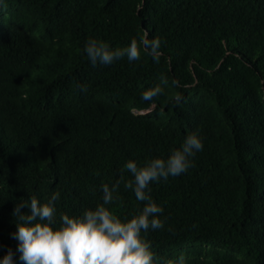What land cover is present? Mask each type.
<instances>
[{
    "label": "trees",
    "instance_id": "1",
    "mask_svg": "<svg viewBox=\"0 0 264 264\" xmlns=\"http://www.w3.org/2000/svg\"><path fill=\"white\" fill-rule=\"evenodd\" d=\"M0 10V256L15 202L59 192L58 212L100 203L133 213L127 160L166 157L194 132L203 149L150 185L164 212L153 251L187 264H264V0H6ZM161 41L159 61L143 39ZM88 38L140 59L93 67ZM164 81H167L165 84ZM160 85L163 95L141 99ZM27 211V209H22Z\"/></svg>",
    "mask_w": 264,
    "mask_h": 264
},
{
    "label": "clouds",
    "instance_id": "2",
    "mask_svg": "<svg viewBox=\"0 0 264 264\" xmlns=\"http://www.w3.org/2000/svg\"><path fill=\"white\" fill-rule=\"evenodd\" d=\"M6 7V0H0V10ZM143 46L154 61H159L161 41L158 38L150 40L146 35ZM83 51L93 67L111 65L124 56L133 62L141 56L135 38L123 51L114 50L106 41L88 38ZM164 93V87L156 85L142 91L141 99L152 101ZM202 149V138L191 132L166 157H152L143 164L127 160L124 168L131 178L124 182V187L140 202L129 215H118L109 207L114 202L119 179L102 184L101 202L85 207L77 215L58 212L59 192H53L46 201L35 195L18 200L11 213L15 225L11 237L17 242L15 253L19 261L21 264H187L185 253L175 259L158 256L147 239L149 231L165 227L161 218L164 209L151 196L150 185L185 173L193 166L192 158ZM0 264H15L11 248L0 256Z\"/></svg>",
    "mask_w": 264,
    "mask_h": 264
}]
</instances>
